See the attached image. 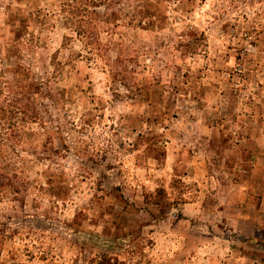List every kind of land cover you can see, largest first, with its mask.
Instances as JSON below:
<instances>
[{"label": "rangeland", "instance_id": "obj_1", "mask_svg": "<svg viewBox=\"0 0 264 264\" xmlns=\"http://www.w3.org/2000/svg\"><path fill=\"white\" fill-rule=\"evenodd\" d=\"M62 1L0 0V264H264V0Z\"/></svg>", "mask_w": 264, "mask_h": 264}, {"label": "trees", "instance_id": "obj_2", "mask_svg": "<svg viewBox=\"0 0 264 264\" xmlns=\"http://www.w3.org/2000/svg\"><path fill=\"white\" fill-rule=\"evenodd\" d=\"M118 3L119 0H63L60 10L63 12L66 20H72L76 27L75 32H77L79 36H84V42L87 44H93L94 41L92 42V40L94 39L90 27L97 15L101 14L98 13V10H100L98 7L103 6L102 8H104V10H110L119 5ZM158 5V0H143V7L145 10L143 13L145 16L155 17V15H158ZM114 15L116 14L113 12V15L111 16L114 17ZM105 16H107L106 13ZM141 24L142 23L139 22V25ZM0 112L5 113L6 110L1 108ZM11 178H17V175L15 173L9 174L6 168L0 167V179L4 180L1 181L2 183L0 182V188L9 184Z\"/></svg>", "mask_w": 264, "mask_h": 264}]
</instances>
